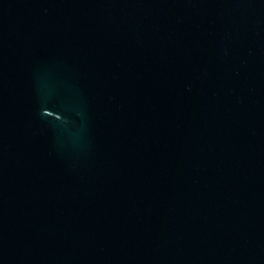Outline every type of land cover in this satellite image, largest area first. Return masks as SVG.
<instances>
[{"label": "water", "instance_id": "water-1", "mask_svg": "<svg viewBox=\"0 0 264 264\" xmlns=\"http://www.w3.org/2000/svg\"><path fill=\"white\" fill-rule=\"evenodd\" d=\"M0 264H264V0H0Z\"/></svg>", "mask_w": 264, "mask_h": 264}]
</instances>
